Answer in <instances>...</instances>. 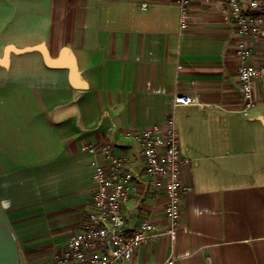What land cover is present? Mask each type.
<instances>
[{
    "label": "crops",
    "instance_id": "crops-1",
    "mask_svg": "<svg viewBox=\"0 0 264 264\" xmlns=\"http://www.w3.org/2000/svg\"><path fill=\"white\" fill-rule=\"evenodd\" d=\"M0 0V264L53 259L82 229L94 184L86 144L139 170L133 135L173 114L189 187L172 240L165 197L143 175L124 202L125 231L158 236L119 264H264V78L243 114L238 41L222 0ZM67 48L69 69L51 68ZM177 94L204 107L173 104ZM129 135V136H128Z\"/></svg>",
    "mask_w": 264,
    "mask_h": 264
},
{
    "label": "built area",
    "instance_id": "built-area-1",
    "mask_svg": "<svg viewBox=\"0 0 264 264\" xmlns=\"http://www.w3.org/2000/svg\"><path fill=\"white\" fill-rule=\"evenodd\" d=\"M227 16L236 28L238 41L234 54L238 60L237 77L247 115L254 105L253 86L264 78V0H222ZM179 27L189 24V0H177ZM173 104L198 105L193 95L177 94ZM129 136V135H128ZM140 145L139 170L130 165V157L115 155L108 145L86 144L83 151L91 157L94 189L91 209L82 229L72 234L66 247L53 259L41 264H119L129 261L135 249L156 240L158 234L149 219L125 231L124 202L134 190V180L145 176L156 191L165 197L164 216L169 223L167 233L175 239L180 224L181 202L189 190L182 181V172L190 164L180 149L173 114L162 124L145 127L133 135ZM162 264H184L180 259L167 258Z\"/></svg>",
    "mask_w": 264,
    "mask_h": 264
},
{
    "label": "water",
    "instance_id": "water-1",
    "mask_svg": "<svg viewBox=\"0 0 264 264\" xmlns=\"http://www.w3.org/2000/svg\"><path fill=\"white\" fill-rule=\"evenodd\" d=\"M28 49H37L39 50L44 58V62L48 67L51 68H68L69 69V82L71 85L77 88H81L84 85L79 81L76 64L73 56L70 54L69 50L67 48L62 49L60 56L58 59L53 60L50 58L49 53L44 45H34L31 47H28ZM264 125V122H263Z\"/></svg>",
    "mask_w": 264,
    "mask_h": 264
}]
</instances>
